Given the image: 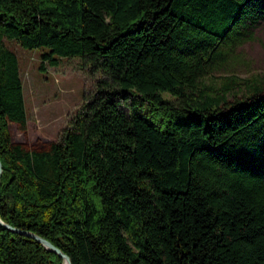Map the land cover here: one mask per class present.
I'll list each match as a JSON object with an SVG mask.
<instances>
[{
  "label": "trees",
  "instance_id": "16d2710c",
  "mask_svg": "<svg viewBox=\"0 0 264 264\" xmlns=\"http://www.w3.org/2000/svg\"><path fill=\"white\" fill-rule=\"evenodd\" d=\"M263 19L264 0H0V220L71 264H264V80H202ZM8 41L100 72L60 140L25 138ZM60 262L0 225V264Z\"/></svg>",
  "mask_w": 264,
  "mask_h": 264
},
{
  "label": "rangeland",
  "instance_id": "374dc122",
  "mask_svg": "<svg viewBox=\"0 0 264 264\" xmlns=\"http://www.w3.org/2000/svg\"><path fill=\"white\" fill-rule=\"evenodd\" d=\"M7 46L18 60L26 114L25 138L60 140L91 96L100 72L91 70L76 56L60 59L55 67L43 63L44 69H39L37 49L23 48L13 41H8ZM236 52L242 60L240 64L204 76L203 83L219 87L225 77H232L236 85L230 91H234L245 80H264V19L252 29V38L239 45ZM226 94L231 99L230 92ZM9 132L12 140L24 138L12 123H9Z\"/></svg>",
  "mask_w": 264,
  "mask_h": 264
},
{
  "label": "water",
  "instance_id": "95a60500",
  "mask_svg": "<svg viewBox=\"0 0 264 264\" xmlns=\"http://www.w3.org/2000/svg\"><path fill=\"white\" fill-rule=\"evenodd\" d=\"M0 173H1V163H0ZM0 225L10 232L18 233V234H24L26 236L33 238L38 243H40L46 250L51 251V252L55 253L57 256H59L61 259L60 264H63V263L71 264L67 255H65L59 248L54 246L52 243H50L48 240L44 239L43 237H40V236H38L34 233H31V232L22 231L16 227H12L9 224L3 222L2 220H0Z\"/></svg>",
  "mask_w": 264,
  "mask_h": 264
},
{
  "label": "bare ground",
  "instance_id": "6f19581e",
  "mask_svg": "<svg viewBox=\"0 0 264 264\" xmlns=\"http://www.w3.org/2000/svg\"><path fill=\"white\" fill-rule=\"evenodd\" d=\"M63 264H66V263H63Z\"/></svg>",
  "mask_w": 264,
  "mask_h": 264
}]
</instances>
